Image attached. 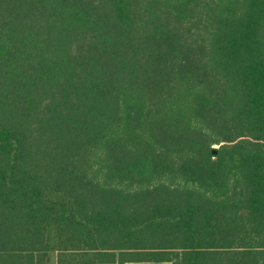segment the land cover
I'll use <instances>...</instances> for the list:
<instances>
[{"label":"trees","instance_id":"1","mask_svg":"<svg viewBox=\"0 0 264 264\" xmlns=\"http://www.w3.org/2000/svg\"><path fill=\"white\" fill-rule=\"evenodd\" d=\"M53 251L264 264V0H0V264Z\"/></svg>","mask_w":264,"mask_h":264},{"label":"crops","instance_id":"2","mask_svg":"<svg viewBox=\"0 0 264 264\" xmlns=\"http://www.w3.org/2000/svg\"><path fill=\"white\" fill-rule=\"evenodd\" d=\"M132 263H135V264H148V263H153V262H128L126 264H132ZM161 263H163V262H161ZM169 263H171V262H169ZM46 264H58V262H57L56 259L52 260V258H51L50 261L48 263H46ZM72 264H115V263H77V262H74Z\"/></svg>","mask_w":264,"mask_h":264},{"label":"rangeland","instance_id":"3","mask_svg":"<svg viewBox=\"0 0 264 264\" xmlns=\"http://www.w3.org/2000/svg\"><path fill=\"white\" fill-rule=\"evenodd\" d=\"M60 252H58V251H53L52 253H51V255H50V259L52 258V260H54V259H56L57 260V262H58V259H59V256H60V254H59ZM132 264H135V263H132ZM148 264H171V263H169V262H163V263H161V262H153V263H148Z\"/></svg>","mask_w":264,"mask_h":264},{"label":"water","instance_id":"4","mask_svg":"<svg viewBox=\"0 0 264 264\" xmlns=\"http://www.w3.org/2000/svg\"><path fill=\"white\" fill-rule=\"evenodd\" d=\"M213 152L216 154L217 153V150H216V148L213 150Z\"/></svg>","mask_w":264,"mask_h":264}]
</instances>
